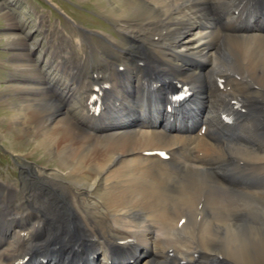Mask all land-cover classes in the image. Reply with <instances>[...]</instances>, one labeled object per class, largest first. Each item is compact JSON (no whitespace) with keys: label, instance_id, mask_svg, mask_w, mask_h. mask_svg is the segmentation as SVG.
Segmentation results:
<instances>
[{"label":"bare ground","instance_id":"6f19581e","mask_svg":"<svg viewBox=\"0 0 264 264\" xmlns=\"http://www.w3.org/2000/svg\"><path fill=\"white\" fill-rule=\"evenodd\" d=\"M105 8L117 37L97 46L73 23L80 37L64 43L100 67L73 50L48 71L15 55L25 76L11 92L53 109L8 100L12 123L61 168L22 190L34 206L0 187V264H264V0Z\"/></svg>","mask_w":264,"mask_h":264},{"label":"rangeland","instance_id":"374dc122","mask_svg":"<svg viewBox=\"0 0 264 264\" xmlns=\"http://www.w3.org/2000/svg\"><path fill=\"white\" fill-rule=\"evenodd\" d=\"M105 7L106 0H0V187L5 184L14 186V190L18 194V196L15 194L16 200H25L28 205H31L29 202L31 199L22 197V190L30 191L32 186L42 187V179L39 177L37 180L36 175L42 171L46 173L55 172L61 168V165L60 158H57L47 149L39 147L40 145L36 143L37 130L32 129L31 126L12 123L14 107L8 100L18 98V103L26 106L27 110L36 112L48 113L53 109L50 105H32L27 98L11 92L14 84L15 86L17 84L16 81L24 80L23 76H25L16 72L19 63L15 55L31 54L32 61H35L40 69L48 71L50 68H47V62L64 61L63 57H68L69 52L73 50L72 52H76L75 54L80 59L83 58L81 61L87 69L93 64L100 67L99 57L96 56V60L89 58L87 48L80 50L71 46L72 49H70L68 46L69 50L66 51L64 43H67L66 39H73L77 42L80 37L73 23L81 25L83 29L79 31L88 34L87 36L90 37L92 43L97 46L104 45V42H101L102 36L117 37L116 28L106 17L107 8ZM9 26H15L16 30H11ZM10 36L12 39L8 41ZM12 41L18 44L23 42L25 47L13 48L10 45L13 44ZM229 52L225 46L222 47L223 55L227 56ZM103 56L106 59L110 57L104 54ZM96 71L93 73H97ZM86 76L92 79V72L87 73ZM12 78L16 81L7 84L6 81ZM6 95H10L11 98L7 99ZM76 96L79 99V95ZM57 104L62 106V102ZM76 106L78 108L77 104ZM0 192L5 195L8 191L3 189ZM250 196L253 197L254 195ZM32 210L30 209V211ZM258 223L262 226L260 232H264V225L261 222ZM30 233L33 234L34 232L31 231ZM101 262L104 263L105 259L102 258Z\"/></svg>","mask_w":264,"mask_h":264}]
</instances>
